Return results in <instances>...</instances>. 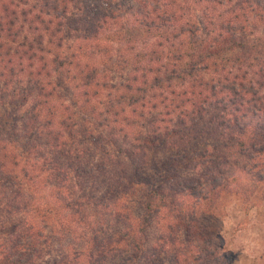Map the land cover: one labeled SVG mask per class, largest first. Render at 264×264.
Listing matches in <instances>:
<instances>
[{"label":"trees","instance_id":"16d2710c","mask_svg":"<svg viewBox=\"0 0 264 264\" xmlns=\"http://www.w3.org/2000/svg\"><path fill=\"white\" fill-rule=\"evenodd\" d=\"M261 188L264 0H0V264H230Z\"/></svg>","mask_w":264,"mask_h":264},{"label":"rangeland","instance_id":"374dc122","mask_svg":"<svg viewBox=\"0 0 264 264\" xmlns=\"http://www.w3.org/2000/svg\"><path fill=\"white\" fill-rule=\"evenodd\" d=\"M259 191L248 203L231 192L218 202L221 217L210 230L230 264H264V190Z\"/></svg>","mask_w":264,"mask_h":264}]
</instances>
